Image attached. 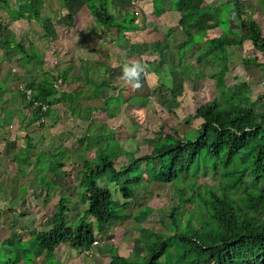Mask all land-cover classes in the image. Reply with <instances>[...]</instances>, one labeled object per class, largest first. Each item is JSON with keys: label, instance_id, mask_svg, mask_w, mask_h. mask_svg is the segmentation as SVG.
Listing matches in <instances>:
<instances>
[{"label": "trees", "instance_id": "1", "mask_svg": "<svg viewBox=\"0 0 264 264\" xmlns=\"http://www.w3.org/2000/svg\"><path fill=\"white\" fill-rule=\"evenodd\" d=\"M43 1L14 0L15 9L12 10L8 7L9 0H0V7L9 21L28 20L40 25L44 34L39 38L49 47L52 39L43 26ZM256 1L264 11V0ZM62 2L65 5L67 0ZM83 2L90 14L93 30L115 27L121 34L120 39L128 41L125 32L137 29L135 17L125 22L109 11L108 2L112 6L111 0ZM151 2L152 15L155 17L165 10L179 14L177 27L185 40L174 48L177 57L185 47L192 49L202 44L195 54L196 69L205 65L213 67L209 77L214 81L216 93L211 102L196 109L194 118L201 120L200 125L192 133L179 137L162 133L159 143L152 146L149 154L138 157V150L135 149L133 152L136 157L133 156L127 164L118 167L114 159L119 142L113 139L112 134L98 141L92 157L87 156L86 143L89 137L83 134L76 140L79 153L75 154L83 167L79 172L83 179L77 188L79 198L72 202L71 208L70 199L60 198L54 214L48 219L47 228L31 232L27 240L17 239L15 234H10L0 242V264H33L34 258L42 253L46 256L43 264H61L55 258V251L61 245L89 254L93 246L99 243L105 227L121 219L123 210L119 208L133 198V186L142 184L145 175L177 188V204L171 206L167 214L168 225L165 227L168 231L164 234L146 229V234L140 236L139 240L142 252H132L128 257L109 247L110 259L107 264H264V109L255 110L246 82L229 87L225 84L229 72L227 49L249 42L253 50L264 56L261 29L255 21L242 19L240 0H226L214 7L206 0ZM230 14L236 18L234 28H230L229 18H234ZM72 20L73 16L69 14V25ZM88 29L91 28L85 31ZM215 29L220 30L218 36L211 35ZM0 49L6 59L14 53L19 54L17 60L23 67L35 61L40 62L43 57L33 49L28 52L12 33L7 38H0ZM157 64L164 65L160 60ZM242 65L261 68L263 63L255 56L242 59ZM170 67L175 68L172 64ZM81 71L82 74L75 76V80L83 78L84 84L92 82L88 78V68H82L81 65ZM183 73L189 81L204 77L200 69L193 76L189 71ZM7 80L21 81L22 78L7 71L0 79V92L10 91ZM17 85L23 116L27 117L25 111L30 109V122H37L39 127L45 123L41 118L45 121L48 117L50 121H55L50 111L56 104H66L69 113L84 120L87 125L92 121V114L98 110L80 105V101L90 98L84 95V89L60 91L56 81L53 83L45 79L27 84L18 82ZM24 90H30V95L27 96ZM258 100L264 105V95L259 96ZM125 102L120 94L109 97L103 101L101 111L113 117ZM33 106L36 107L32 110ZM43 106L47 107L45 112L41 110ZM1 118V127H8L13 119L8 108L3 109ZM25 147L22 158H13L19 165L28 162L33 149L27 137ZM55 151V167L65 174L61 170L63 164L58 160L63 151ZM36 161L34 167L39 169L40 163ZM36 177L40 184L34 186L45 192V197L57 190V186L46 175L38 174ZM104 178L106 186L100 184ZM206 178L215 183L213 187L205 183ZM112 189L117 191L122 203H117ZM11 203L16 204L15 201ZM80 205L82 212L70 217V211ZM140 212L147 218L153 209L144 207ZM2 215L3 211L0 210V217Z\"/></svg>", "mask_w": 264, "mask_h": 264}, {"label": "rangeland", "instance_id": "2", "mask_svg": "<svg viewBox=\"0 0 264 264\" xmlns=\"http://www.w3.org/2000/svg\"><path fill=\"white\" fill-rule=\"evenodd\" d=\"M206 1L213 7L226 0ZM62 3V0L43 1V26L52 39L49 47L39 38L44 34L40 25L28 20L9 21L0 7V38H7L12 33L15 40L28 52L33 49L43 56L40 62L35 61L23 67L17 60L19 54L14 53L6 59L0 49V58L4 60L0 62V79L9 70L11 74L22 78L21 81L7 80L6 85L10 91L0 92V210L3 211L0 217V242L10 234H15L17 239L27 240L31 232L47 228L50 222L48 219L54 214L55 205L60 198L70 199V208L79 198L77 188L83 183L79 172L83 167L75 154L79 153L76 140L83 134L89 137L86 143L88 157L93 156L98 141H103L106 135L112 134L113 139L119 142L114 159L118 167L127 164L133 156L149 154L152 146L159 143L162 133L176 134L178 137L192 133L201 122L194 118L196 109L215 97L214 81L209 77L213 67L205 65L196 69L195 54L202 44H197L192 49L185 47L179 57L176 55L175 46H180L185 40L182 31L177 28L178 15L166 14L165 17L154 18L151 0H113L115 9L108 2L109 11L116 18L121 16L125 22L130 21L134 14L137 18L134 23L138 30L125 35L128 41H120L121 34L115 27L107 31L101 27L93 30L89 14L75 16L69 25L68 15H75L82 6V0H67L65 5ZM8 7L15 9L14 0H9ZM240 8L243 19L257 20L264 35V11L257 1L240 0ZM234 18H229L232 28L236 27ZM169 27L172 28L170 31ZM87 28L91 29L85 31ZM218 33L219 30L216 31L217 35ZM109 39H119V42L112 44ZM226 52L229 72L225 84L229 87L246 82L253 107L257 111L263 110L264 105L258 100L259 96L264 95L263 54L253 50L249 42L240 47L228 48ZM255 56L263 63L261 68L242 65V59ZM129 59H137L148 65V75L143 78V86L138 90L127 86L120 79L121 69L118 65ZM159 60L164 65L157 66ZM204 61L201 60L202 63ZM171 64L175 68L172 69ZM81 65L82 68H88V78L92 82L84 84L83 78L75 80V76L82 74ZM198 69L203 72L204 77L195 78L194 81H189L183 73L189 71L193 76ZM40 79L53 83L56 81L60 91L84 89V95H89L90 98L80 101V105L98 109L92 114L91 123L87 125L84 120L71 115L67 105L62 103L52 106L50 112L56 118L54 122L47 117L40 127L37 122L31 123L28 117L31 110L25 111L27 117L22 114L17 83L39 82ZM119 94L126 102L115 116L108 117L106 112L101 111L103 101ZM5 108L10 110L13 119L8 127H1ZM26 137L33 149L28 162L19 165L13 158H22V152L26 151ZM103 146L106 148V145ZM56 149L63 151L58 160L63 164L61 170L65 174L55 167L53 154ZM135 149L138 150L136 156L133 152ZM35 161L40 163L39 169L34 167ZM38 174L46 175L57 186V190L51 191L48 197L34 186L40 184L36 177ZM204 180L210 187L215 184L210 178ZM100 184L107 185L105 178ZM133 190V198L119 208L123 210L121 219L105 227L99 243L93 246L89 254L61 245L55 251L56 260L61 264H107L110 259L109 247L128 257L132 252H142L139 240L140 236L146 234V229L165 234L168 231L165 226L168 225L169 208L177 204L176 186L145 175L142 184L133 186ZM113 192L117 203H122L117 191ZM13 201L16 202L15 205H12ZM144 207L153 209L147 218L140 212ZM81 212L80 205L73 208L69 216L76 217ZM45 260L46 256L42 253L34 258L33 264H43Z\"/></svg>", "mask_w": 264, "mask_h": 264}, {"label": "clouds", "instance_id": "3", "mask_svg": "<svg viewBox=\"0 0 264 264\" xmlns=\"http://www.w3.org/2000/svg\"><path fill=\"white\" fill-rule=\"evenodd\" d=\"M121 69L120 79L132 89L143 86V78L148 75V65L137 59H129L118 65Z\"/></svg>", "mask_w": 264, "mask_h": 264}, {"label": "crops", "instance_id": "4", "mask_svg": "<svg viewBox=\"0 0 264 264\" xmlns=\"http://www.w3.org/2000/svg\"><path fill=\"white\" fill-rule=\"evenodd\" d=\"M84 0H82V6H81V8L77 11V12H75V15H74V13H73V19L74 18H76L77 16H81V15H83V16H85V15H88L89 14V12H88V10H87V8H86V6H85V4H84V2H83ZM111 2H112V6H113V8L115 9V5H114V3H113V0H111ZM136 3H138V2H136ZM220 4V3H219ZM219 4H217V5H219ZM216 5V6H217ZM214 7V6H213ZM260 10H262V9H260ZM263 11V10H262ZM257 12V11H256ZM255 12V14H257ZM259 12H261V11H259ZM119 13V12H118ZM166 14H169L168 16H173V15H178V18H177V26H178V19H179V14L178 13H176V12H174V11H171V10H165L160 16H157V17H155V16H153L154 18H156V19H158V18H162V17H165V15ZM90 15V14H89ZM243 15V14H242ZM76 16V17H75ZM133 17H135V20H134V22L136 21V16H135V14L133 15ZM118 18H123V17H121V16H118L117 17V19ZM242 19H243V17H242ZM124 20V19H123ZM244 20V19H243ZM255 21L258 25H259V27H260V24L258 23V21L257 20H255V19H251L250 21ZM125 21V20H124ZM74 22V21H73ZM135 24V23H134ZM136 25V24H135ZM232 23L230 22V28H232ZM137 26V25H136ZM171 27V26H170ZM169 27V29H172V28H170ZM100 28V27H99ZM178 28V27H177ZM234 28V27H233ZM168 29V30H169ZM260 29H261V27H260ZM136 30H138V26H137V29H135L134 31H126L125 32V34L124 35H126L127 33H130V32H135ZM217 30H219V29H215L214 31H213V35L214 36H218L220 33H218V35L216 34V31ZM104 31H107V30H105L104 29ZM220 31V30H219ZM261 32H262V29H261ZM263 33V32H262ZM118 34V33H117ZM104 35V34H103ZM263 35V34H262ZM264 36V35H263ZM98 37V36H97ZM96 37V38H97ZM118 37H119V34H118ZM99 38V37H98ZM113 39V38H112ZM120 39V38H119ZM119 39H115V40H110L111 41V43L112 44H115V43H118L119 42ZM108 40V41H109ZM101 41V40H100ZM120 41H122L121 39H120ZM108 44V43H107ZM103 65V64H102ZM104 66V65H103Z\"/></svg>", "mask_w": 264, "mask_h": 264}, {"label": "built area", "instance_id": "5", "mask_svg": "<svg viewBox=\"0 0 264 264\" xmlns=\"http://www.w3.org/2000/svg\"><path fill=\"white\" fill-rule=\"evenodd\" d=\"M24 92L26 93L27 96H29L31 91L30 90H24ZM35 107L36 106H33L32 110L35 109ZM46 108H47L46 106H43L41 108L42 112H45ZM41 121L44 122V118H41Z\"/></svg>", "mask_w": 264, "mask_h": 264}]
</instances>
